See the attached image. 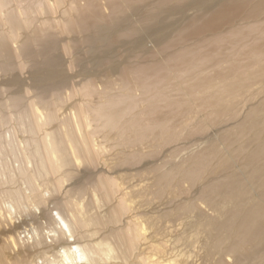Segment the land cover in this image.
<instances>
[{"label":"bare ground","instance_id":"obj_1","mask_svg":"<svg viewBox=\"0 0 264 264\" xmlns=\"http://www.w3.org/2000/svg\"><path fill=\"white\" fill-rule=\"evenodd\" d=\"M26 1L0 0V73L14 65V58L22 57L26 63L40 70V73L32 75V80L42 93L58 90L66 81L58 68L62 57L55 55L60 47L56 28L53 32L50 28L55 25L61 29L65 23L74 22V16L70 15L72 11L79 15L80 20L84 17L81 12L84 6H78L81 2L77 0H30L38 2L35 3L38 7L34 9V5V8L31 5L22 6ZM95 1L90 0L86 6L96 8ZM212 3L216 5L212 6ZM260 3L264 4V0L257 3L253 0H191L190 4L206 11L203 15H206L204 21L208 17L206 23H216L221 15L225 19L227 16L224 15H230V12L232 14L228 17L236 15L241 8H259ZM10 4H13L11 13L7 11ZM62 11L65 16L70 15V22L62 17L63 20L54 18ZM159 12L154 11L148 17L152 21ZM34 14L39 17L44 15L46 21H42L48 28L37 27L36 22L41 19ZM47 15H52V18L48 19ZM93 17L90 20H94ZM52 19L58 22L53 24ZM109 19L111 21L112 18ZM80 21L86 22L83 18ZM155 24L146 26L148 32H144L147 36L157 29ZM33 25L36 29L32 28ZM102 25L95 26L94 32L90 25V35L82 32L88 35L84 36L87 43L82 40L84 45L89 43L88 46L95 47L96 51H102L111 49L117 43L115 33ZM80 28L85 30L82 25ZM198 29L199 25L193 31ZM100 59L96 61L98 64ZM4 88L0 77V264H264V121L252 135L247 126L241 125L242 131H238V125L234 124L239 134L236 132V136H228L237 140L241 136L240 142L234 139V144L239 143L235 144L236 149L234 144L230 146L233 140L226 143L227 148L232 149L226 153L222 152L216 140H210V143H204L208 146L199 156L189 157L193 162L189 159L184 164L182 161L181 164L174 162L169 172L165 170L162 175L159 173L161 169L155 172L161 175L154 181L161 182L154 193V199L160 202L154 209L158 212L156 215V212L142 210V205L134 201L137 195L146 194L150 187L144 190L148 185L127 184L126 174L118 175L116 171L121 159L106 161L104 176L96 181V186L86 190L92 194V198H88L91 199L89 203L70 196L72 188L69 190L66 185L73 183L76 188L81 184L82 180L77 175L84 166L96 171L102 152L98 141L101 133L111 140L115 132L118 145L124 147L139 146V150L143 151L146 143H153L152 149H156L157 141L150 140L148 136L156 133L155 129L162 128V123L152 130L149 125L146 127L141 123L144 120L142 117L131 122L124 120L129 112L119 108L112 96L105 101L106 105L89 106L81 111L69 109L67 112L63 106L66 103L63 92L55 93V100L39 98L26 105L21 95L7 94ZM147 88L150 92V87ZM82 91L84 97L98 94L93 84L89 83ZM205 93L203 99L209 97V93ZM133 94L137 95V90L134 93L131 90L124 92V97L134 99ZM153 94L157 97L153 103L165 96L161 89L154 90ZM195 95L193 98L198 100L199 95ZM205 100L201 109L205 105L204 110H207L209 104L207 98ZM134 106L137 107L136 104ZM147 109L152 110L150 106ZM196 109L198 106L195 105ZM205 111L201 110L204 115L199 111L203 118ZM211 112L216 116L215 120L208 122L206 114L205 121L199 119L201 123L197 124L196 132L207 130L217 120L222 123V112L216 111V108ZM147 113L145 116H148ZM227 114L224 113V118L230 119ZM96 119L102 121V129L93 127ZM258 119L262 120L261 117ZM128 122L134 128L131 134ZM252 125L251 129L254 128ZM230 130L227 129L228 133L224 130L222 136L233 132ZM189 133L193 134L195 130ZM228 136L223 138L227 140ZM191 191H194L195 199ZM170 194L175 202L179 199L178 202L173 208L162 207L163 200ZM115 197L118 199L117 206L107 207L106 203L110 205ZM54 211H57L56 216L52 214ZM124 212L132 213L126 231L118 234L116 227L109 230V226L121 221ZM136 252H139L138 256Z\"/></svg>","mask_w":264,"mask_h":264},{"label":"rangeland","instance_id":"obj_2","mask_svg":"<svg viewBox=\"0 0 264 264\" xmlns=\"http://www.w3.org/2000/svg\"><path fill=\"white\" fill-rule=\"evenodd\" d=\"M77 1L81 2L78 6H82V8L84 6L81 12L84 16L82 18L86 22H83V24L80 21L82 18L78 20L79 15L72 11L70 15L74 16L73 21H77L74 23L70 20V15L65 16V13L63 14L62 11L60 15H55L54 18L59 17L61 20L68 19L69 22L71 21L70 23L68 22L69 25L67 23L62 25L61 29L63 30L55 25L53 28H50L51 31L56 28L55 35L59 39L60 49L58 48L55 51V55L56 57H62L58 68L64 81H66L63 88L42 93V89L36 87L32 80V75L40 73V70L26 63L21 57V59L14 58L12 60L14 65L2 72V74L0 73V77L6 87L4 89L7 90V94H11L12 92L16 95H21L26 105L31 101H37L39 98H45L47 101L55 100V93L63 92L66 99V103H63V106L67 112H69V109L81 111L87 109L89 106L99 107L106 105L107 103L105 101L109 100V96H112L113 101L118 104L119 108L128 110L129 113L124 120L131 122L142 117L144 120L142 119L143 122L141 123L145 124L146 127L149 125L151 129L153 127L155 128L158 123H162V128L155 129L157 131L154 130L157 134L154 133L148 136L150 140L157 141V148L152 149L153 143H146V148H143L144 150L146 149L145 151H140L139 146L129 148L118 145V138L115 132L112 133L111 140L104 138V134L101 133L98 136V141L101 145L102 152L99 156L96 171L93 168L84 166V168L82 167L83 169L80 168L78 171L80 175H77L78 173L76 174L82 180L81 184L76 188L73 183L66 185L67 189L72 188L71 190L69 189L72 191L70 196L73 195L72 197L78 200H87L86 203H89L91 199L88 198H92V194L86 190L96 186V181L104 176L102 174L105 171L106 161L110 162L113 159L116 161L121 159V164L116 167V171L118 175L126 174L125 177L128 178L126 183L129 182L127 184L134 186L148 185L147 187L144 186L145 188L142 187L144 190L152 187V190L150 188L146 190V192L148 191L146 194L142 193L141 195H137L134 201L142 205L141 209L147 213L149 211L156 212L154 209L160 202L154 199V193L157 191V188L160 186L159 183L161 182H154L155 178L166 173L165 170L169 172L170 170L168 169H171L170 167H172L174 162L175 164H179L182 161L183 163H181L184 164L187 159L191 161L207 148L208 144L204 143H210V140H216L220 145L219 148H222V152H229L232 149L227 148L226 143L229 144L233 140V143L230 144L231 147L233 146L236 137L234 139L231 137L236 136V132L242 131L241 125H244V127L247 126L250 135L253 134L254 129L258 130L263 125L264 4L260 3L259 8H241L236 15L228 17L232 14L230 12V15H224L227 16L225 19L221 15L216 23H206L209 21L208 17L204 21L206 15H203L206 11L196 5L192 6L190 4L191 0H94L98 5L96 8L86 6L90 0ZM253 1L257 3L263 0ZM26 2L22 6L27 7L31 5L33 7V5H36L35 3H38L30 0ZM10 5L7 11L12 12L13 4ZM215 5L213 4L212 6ZM37 7L38 4L33 8L36 9ZM97 8H100V11ZM157 10L161 12L157 13L156 18L151 21L148 16ZM164 10L165 12H163ZM90 12H93L95 15L93 13L91 15ZM104 14L108 15L105 16ZM33 16L36 17L37 15L34 14ZM39 16H37V19L40 18L41 21H46L44 20V15ZM92 16H94V20H90ZM47 18L51 19L52 15H47ZM59 18L58 20H60ZM109 18H112V22ZM41 21L36 22L37 27L45 28L46 25ZM88 21H93L92 24H96V28L100 25L103 26L102 24L106 26L105 22L108 21L106 27L111 29L110 32L112 34L113 32L115 33V42L117 43L114 42L113 47L108 50H102L103 48L99 47L102 51H99V49L96 51V48L91 45L89 47V43L84 45V36L87 37L95 30V26H92ZM57 22V20H53L51 23L56 24ZM40 23H43L44 26L40 25ZM121 23H123L122 26L120 25ZM152 24H155L157 29L154 33H149L147 36L145 32H148L147 29ZM34 25L32 28L36 29ZM81 25L85 27L84 29L86 31L83 28L81 30ZM198 25L199 29L193 31V28ZM89 26L92 29L90 32ZM50 29L49 33H52L53 31L50 32ZM130 31L134 32L129 33ZM82 32H87L86 34L88 35ZM23 37L21 39H24ZM81 42H83V45ZM98 59L101 60V63L99 60L100 64L96 62ZM88 83L90 85L93 84L98 94L92 93L90 97L83 96L82 90ZM147 86L150 87V92L147 91L149 90ZM156 89H161L165 96L158 98L159 102L156 100L153 103L155 98H157L153 96V92ZM129 90L132 93L137 90V95L133 94L135 96L134 99L124 97V92H128ZM28 91H30V94H26ZM198 91H201V93ZM194 92L195 94L197 92L201 94L199 95L197 93L199 95L198 100L193 98V95H195ZM205 92L209 93V97H206L208 100L207 103L209 104L207 110L205 109L206 111L204 110L205 105L201 109V106L206 101L205 97V99L202 98ZM33 96L36 97L33 98ZM195 105L198 106L196 110ZM148 106L152 110L147 109ZM144 107H147L146 110L148 113ZM142 108L146 112L143 111L142 113ZM190 108H193L192 111H190ZM215 108L216 111H220L223 114L221 117L223 118L222 123L217 120L218 123H214L210 127L211 129L207 127V130L196 132L198 129H196L198 127L197 124L201 123L199 119H202L204 115V112H201V110L205 111L207 114V117L205 114L206 120L209 122L213 119L215 120L216 116L211 112ZM199 111L203 114L202 116ZM253 112L256 113L253 114ZM146 113L148 116H145ZM224 113L230 114H227L228 116L226 115V117L235 118L236 116L238 119L236 120L235 118L233 119L234 121H230L231 118L225 119ZM257 114L261 116L258 117ZM232 115L234 116L232 117ZM131 116L135 118L132 119ZM252 116L254 117L253 119ZM260 117L262 120L257 121ZM101 122L100 119L94 120L93 127L102 129ZM129 122L128 132L131 134L134 128L129 126ZM239 122L244 123L240 124ZM252 122L255 123V126L252 125ZM234 124L238 125V127L233 126ZM251 125L254 127L253 129H251ZM235 127L236 129H241L236 131ZM160 129H163V131ZM227 129H231L233 132H229L230 134L227 135L224 134V136H231H228L230 139L227 137L226 140L224 139L226 136L224 137L222 135L224 130L227 131ZM192 130H195V133L190 134L189 132H193ZM226 131L225 133H228ZM220 136L222 138L224 137L223 140L220 139ZM240 140L241 136L237 142H240ZM235 144L233 148L236 149L237 145ZM136 150H139V152H131ZM229 154L227 153L226 155ZM189 163L187 165L192 164ZM159 169H161L160 172ZM155 172H159L161 175ZM79 187L80 189H78ZM194 189L196 190L197 188ZM153 190L155 191L153 192ZM194 191L191 192H193L192 197L195 199ZM167 197L163 200L165 205L163 204L162 207L173 208L179 199L175 202L171 194ZM183 197L188 196L183 195ZM117 203L118 199L115 197L112 203L110 205L106 203V206L116 207ZM106 206L105 208H107ZM54 207L56 209L58 208L56 205ZM56 212L54 211L52 214L56 216ZM149 216H152V214H149ZM131 217V212H124L121 221L118 224L109 226L108 229L112 230L116 227L118 234L126 231V227L132 219ZM138 254L139 252H136L137 256Z\"/></svg>","mask_w":264,"mask_h":264}]
</instances>
